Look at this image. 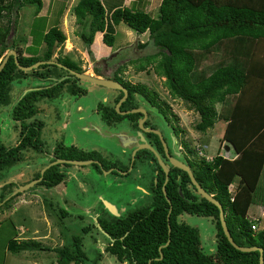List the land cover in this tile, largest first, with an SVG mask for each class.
Wrapping results in <instances>:
<instances>
[{
	"label": "trees",
	"instance_id": "trees-1",
	"mask_svg": "<svg viewBox=\"0 0 264 264\" xmlns=\"http://www.w3.org/2000/svg\"><path fill=\"white\" fill-rule=\"evenodd\" d=\"M42 3V0H0V59L8 48H15L19 62L29 65L38 59H51L54 48L64 42V31L57 25H51L42 35L45 44L42 52L23 54L18 39L11 32L16 17L11 19L10 15L14 8L18 12L26 4H35L34 13L37 14ZM104 3H109V9ZM73 13L77 22L88 24L89 32H80L87 45L91 44L97 30L102 31V40L112 45L115 40L114 26L119 22H124L139 33L148 30L147 40L139 45L150 43L154 51L143 55L144 61L136 63V68L152 66L156 74L165 76L169 92L188 101L190 107L199 113V119L194 124L196 129L204 131L218 118L227 120L222 139L232 144L238 155L229 158L217 153L211 158L197 156L195 160L186 155V162L198 182L221 202L233 239L240 245L261 246L264 261V227L253 229V221L248 216L249 206L256 196L259 203L264 204V185L260 187V195H255L264 166V55L249 57L246 61L235 59L240 54H252L246 48L247 43L251 45L253 41H258L264 45V0H250L249 4L245 0H160L156 16L147 10L125 5L123 0H77L73 5ZM19 40L26 43L22 38ZM227 42H233L235 48L231 53L229 50L226 52L242 66L220 60L207 73L197 65L198 57L205 58L211 50ZM27 49L31 50L30 47ZM61 62L81 70L68 56L61 59ZM52 65L56 63H41L37 66L41 71L36 67L31 71L42 76L50 73L47 71H50ZM121 68V65L117 67L118 70ZM20 73L25 71L17 66L10 54L0 70V103L6 102L10 82ZM110 77L121 81L128 89L126 101L132 97L133 92H137L165 114L156 93L144 83H133L122 78L117 71ZM67 81L74 82L70 77H62L49 85L26 90L18 98L12 108V116L20 122L19 137L10 146L0 141V169L21 158L23 147L32 146L36 150H43L41 119H27L38 111L35 101L39 96L55 95ZM254 83L259 88L252 87ZM231 95H237L234 104L229 99ZM126 101L122 102L120 108ZM217 101L225 102L226 109L217 111L214 106ZM108 110L107 107L101 110V116L108 122L125 116L134 121L140 116L139 112L121 114L114 108L110 112ZM178 130L181 132V129ZM149 134L154 137L156 149L163 153L159 136L154 132ZM183 143L186 144V141L183 140ZM59 145L54 148L57 157L97 158L101 165L98 162L91 163L99 170L117 166L115 162L106 160L97 149L70 146L60 151ZM144 152L151 153L154 167L157 168L156 180H152L150 185L151 200L123 215L107 211L111 218L97 217L101 228L110 237L105 247L108 252L118 260L126 259L133 264H259L258 249L240 250L228 240L220 225L218 206L197 192L186 170L170 165L168 178L164 182L165 173L150 150L141 148L134 156H141ZM60 164L58 162L45 168L37 183L46 186L59 183L64 176ZM127 167L128 163L124 169ZM111 171L115 172L116 169ZM39 175L40 171L34 178ZM236 175L240 178L232 192L229 183ZM4 198L3 192L0 200ZM60 211L66 213L65 208H60ZM182 212L206 215L215 220L214 252L203 250L196 226L178 220ZM87 229L85 226L82 231ZM17 233L11 218L1 221L0 264L4 263L5 249L17 253L29 247L50 248L35 238L18 239ZM82 236L81 233L71 234L61 246L53 247L57 253L55 264H69L71 261L79 264L87 260L81 248Z\"/></svg>",
	"mask_w": 264,
	"mask_h": 264
},
{
	"label": "rangeland",
	"instance_id": "rangeland-1",
	"mask_svg": "<svg viewBox=\"0 0 264 264\" xmlns=\"http://www.w3.org/2000/svg\"><path fill=\"white\" fill-rule=\"evenodd\" d=\"M42 1L43 11L47 0ZM76 1L52 0L48 13H42L45 15L34 13L35 4H26L19 8L18 12L14 8L10 16L11 19L16 17V22L15 26L13 22L11 23L14 26L11 32L15 39H18L23 54L41 53L45 46L42 37L44 30L56 24L64 31L66 38L62 44L54 48L51 59L61 62V59L68 56L79 64L80 71L90 73L88 70H94L95 73L91 74H101L100 76L103 77H110L114 71H117L122 78L133 83H144L156 93V98L165 109V114L137 92L126 101L125 106L138 104L145 108L148 112L147 119L160 130L173 156L187 161V156L192 160L197 156L210 158L216 152L231 157L237 155L232 145L227 146L225 144L227 141L222 139L225 123L223 119L218 118L215 124L204 131L196 129L194 124L199 119V113L190 107L188 101L169 92L165 76L156 74L152 66H145L144 69L136 68V63L144 61L143 55L154 51L150 43L139 45L147 40L148 30L139 33L124 22H119L114 26L115 40L110 48L107 47L105 50V46L108 45L98 38L95 40V46L99 47V50L95 48L91 50L90 45H87L80 36L82 31L88 33L89 27L84 22L76 21L73 13V5ZM245 1L250 3V0ZM159 2L160 0H126L125 5L147 10L156 16ZM104 5L109 9V3ZM19 38L28 40L31 50L28 51V44ZM233 48H235L233 42L221 44L216 50H211L206 58L198 57L197 65L208 67L210 70L220 60L233 61L231 55L226 52L229 50L231 53ZM257 49H260L259 53L264 55V45L261 42ZM100 50L104 51L100 52ZM119 65L122 66L120 70L117 69ZM37 70L42 69L37 68ZM24 71L25 73L17 74L11 80L7 100L0 103V141L6 146L13 145L18 140L20 122L13 118L12 108L26 90L49 85L62 77H70L74 82L67 81L59 87L55 95H41L35 101L38 111L27 121L41 119L40 137L43 141V150H36L32 146L23 147L21 158L11 161L0 169V198L3 192L5 194V198L0 200V223L4 219L11 218L17 228L18 239L35 238L50 248L29 247L17 253L5 249L3 264H55L57 253L53 247L61 246L74 233L83 235L81 248L87 255V260L79 264H133L126 259L118 260L106 250L110 237L101 229L97 221L98 215L111 218L105 210L103 198L116 206L117 213H113L114 215H123L128 210L147 204L151 200L150 185L153 178L155 181L154 165L143 158L145 152L141 156H135L131 161L133 150L142 148L139 147L142 140L137 130L140 128L132 127L126 118L108 124L100 116L101 110L105 107L109 112L112 111L110 109L112 107L118 112L114 101L122 91L85 78H77L57 63L55 66H50V71H47L50 72L49 74L42 76L32 73L31 69ZM252 87L259 88L255 83ZM221 103V101L214 103L217 111L221 110ZM178 129H181V132ZM171 133L178 138L175 144L183 145L181 152L175 150ZM58 145L60 151L70 146L97 149L106 160L115 162L117 169L112 172L109 171L110 168L99 170L92 163L61 162L59 168L64 172L62 179L64 187L61 184L46 186L37 181L13 193L20 185L33 179L34 175L51 161V158L56 157L54 148ZM162 156L165 161L166 157L163 154ZM129 158L130 162L126 170L124 168ZM125 171L129 173L126 174ZM263 185L264 166L255 195H260L259 190ZM259 202L256 196L248 209V214L249 218L256 217L259 226H264V215L258 209L263 204ZM60 208H66L67 212L61 213ZM178 220L198 228L200 243L205 252L215 251V220L210 216L188 212H182ZM85 226L88 229L84 232L82 228ZM69 264L76 263L71 261Z\"/></svg>",
	"mask_w": 264,
	"mask_h": 264
},
{
	"label": "water",
	"instance_id": "water-1",
	"mask_svg": "<svg viewBox=\"0 0 264 264\" xmlns=\"http://www.w3.org/2000/svg\"><path fill=\"white\" fill-rule=\"evenodd\" d=\"M12 54L13 57H14V60L17 64V66L20 68V69H23V70H29V69H32L36 66H38L39 64L41 63H57L58 65H61L63 66L65 69H67L69 71V73L77 76V77H81V78H85V79H88L90 81H93V82H96V83H99V84H103V85H106L108 87H114V88H119V89H122L123 91V95L120 97V99L117 101L116 103V109H118V111L120 113H127V112H130V111H135V110H139V111H142L143 112V116L142 118L139 120V123L141 125V127L145 130H151V131H154L160 138L161 142H162V145L164 147V150L166 152V155L170 161V163L172 165H175V166H178L184 170L187 171L189 177H190V180L191 182L193 183V185L195 186L196 190L198 193H200L202 196H204L206 199L210 200L211 202H213L214 204H216L219 208V221H220V225L225 233V235L227 236L228 240L232 243V245H234L236 248L240 249V250H244V251H248V250H253V249H258L259 250V264H264V261H263V254H262V247L261 246H257V245H240L238 244L232 237L230 231H229V228L227 226V223H226V220H225V216H224V209L222 207V204L221 202L215 198L211 193H209L199 182L198 180L196 179L190 165L187 163V162H184L172 155H170L167 151V143L165 141V138L164 136L162 135V133L160 132L159 129L157 128H146L143 126L142 124V121L146 118V110L145 108L143 107H136L134 109H126V110H120L119 109V105L121 103V101L123 99H125V97L127 96L128 94V90L127 88L122 84L121 81L119 80H115L111 77H103V76H100V75H96V74H91V73H87V72H84V71H80V70H77L75 68H71L69 66H67L66 64H63L61 62H58V61H55L53 59H38L36 60L35 62L29 64V65H23L19 62L18 60V57H17V51L15 48H8L3 57L0 59V70L3 68L5 62L7 61L9 55ZM141 135V140H142V143H140V146L139 147H148L149 149H151L155 155L157 156V159L160 163V165L162 166V168L166 171V177H165V181L166 179L168 178L167 176V171H168V167L166 166L164 160L162 159V157L160 156V154L157 152V150L148 142L144 141V136L140 133ZM135 149L133 150V153H134ZM94 159L92 158H89V159H78V158H64V157H55L53 160H51L47 165H45L41 170H40V175L38 177H35L33 179H31L30 181H28L27 183L25 184H22L20 185V187H18L16 190H14L13 193H16L19 189H25L27 188L28 186L32 185L33 183L37 182L39 179L42 178V174H43V171L45 170V168H47L49 165L51 164H55V163H58V162H72V163H78V164H84V163H90L92 162ZM96 161V160H95ZM97 162V161H96ZM99 165H101L100 162H98ZM111 170V168L109 169V171ZM106 171V170H105ZM124 172V171H123ZM12 193V194H13ZM103 201H104V204L107 206V208L109 210L112 211V213H117L116 210H115V206L113 203H111L110 201L106 200L103 198ZM170 228V227H168ZM102 229V228H101ZM103 230V229H102ZM106 234H108L105 230H103ZM109 235V234H108Z\"/></svg>",
	"mask_w": 264,
	"mask_h": 264
},
{
	"label": "flooded vegetation",
	"instance_id": "flooded-vegetation-1",
	"mask_svg": "<svg viewBox=\"0 0 264 264\" xmlns=\"http://www.w3.org/2000/svg\"><path fill=\"white\" fill-rule=\"evenodd\" d=\"M119 89V88H118ZM121 91H122V89H120ZM128 90V89H127ZM134 93L135 92H133L132 93V97H133V95H134ZM123 95V91L121 92V94H119L118 95V97L115 99V101L114 102H116L117 103V101L120 99V97ZM127 96H128V94H127ZM127 96L125 97V99H123L122 101H121V103H120V105H119V109L120 110H126V109H134V108H136V107H141V106H138V104H134V105H129V106H125V103L123 104V107L122 108H120V106L122 105V102L123 101H126V99H127ZM131 97V98H132ZM130 98V99H131ZM129 100V99H128ZM127 100V101H128ZM116 103H115V106H116ZM112 108H114V107H112ZM111 109V108H110ZM119 112V111H118ZM130 112H139L140 113V116H139V118H137L136 120H132V119H130L128 116H125V117H123V118H121L120 120H113V121H111V122H108V121H106L108 124H112V123H115V122H118V121H121L122 119H127L128 121H130V124L132 125V127H138V128H140V129H137L138 130V132H139V134L141 133L143 136H144V141H146V142H148V143H150L155 149H156V146H155V144H154V137L151 135V134H149V132H154V131H151V130H145V129H143L142 127H141V125H140V123H139V120L142 118V116H143V112L142 111H139V110H135V111H130ZM130 112H127V113H130ZM120 113V112H119ZM121 114H126V113H121ZM147 114H148V112H146V118L142 121V124H143V126L144 127H146V128H156L155 127V125H153V124H151V122L147 119ZM101 116V115H100ZM102 117V116H101ZM155 133V132H154ZM171 136H172V138L174 137V134L173 133H171ZM176 136V135H175ZM176 139H178V138H175L174 137V140H172L173 141V145L176 143ZM166 141V140H165ZM174 141H175V143H174ZM162 143V142H161ZM167 143V142H166ZM182 144H179L178 145V147H179V149L177 150L178 152L180 151L181 152V148H182ZM162 147H163V145H162ZM142 148H146V149H148V150H150L154 155H155V153L151 150V149H149L148 147H142ZM157 150V149H156ZM163 150H164V147H163ZM175 150H176V148H175ZM136 149H135V151H134V154H133V156H132V160L131 161H133V158L135 157L134 155H135V153H136ZM167 151H168V153L170 154V155H172L173 156V154H172V152H171V150H169V147H168V144H167ZM157 152L160 154V156L161 157H163L162 156V154L164 155V157H166V160L164 161L165 162V164H166V166L168 167V170H169V166L170 165H172L170 162H167V161H169V159H168V157H167V155H166V152H165V150H164V152L162 153V152H160V151H158L157 150ZM102 154V153H101ZM103 155V154H102ZM156 156V155H155ZM105 157V156H104ZM175 157V156H174ZM143 158H145V159H147L149 162H151L153 165H154V163H155V161L152 159V155H151V153H148V152H145V154L143 155ZM86 159H89V158H86ZM92 159H94L92 162H100L97 158H93L92 157ZM156 159H157V156H156ZM163 159V158H162ZM96 160V161H95ZM157 161H158V159H157ZM129 162H130V158H129V160H128V164H129ZM184 162H186V161H184ZM91 163V162H90ZM101 163V162H100ZM158 163H159V161H158ZM161 166V165H160ZM175 166V165H174ZM133 167V166H132ZM109 168H112L111 170H115V169H117V166H110ZM161 168H162V166H161ZM108 169V168H107ZM128 169V168H127ZM126 169V170H127ZM110 170V171H111ZM154 170H155V180H156V173H157V168H155L154 167ZM162 170L164 171V173H165V177H166V171L162 168ZM126 172V171H125ZM167 173H168V171H167ZM167 176H168V174H167ZM153 180H154V178H153ZM167 180V179H166ZM62 181V180H61ZM164 182H165V179H164ZM151 190V189H150ZM179 192L180 193H182V191H181V189L179 188ZM116 207V206H115ZM66 209V208H65ZM105 210L106 211H110L111 213H112V211L111 210H109L108 208H107V206L105 207ZM66 212H67V210H66ZM113 214V213H112ZM99 216V215H98ZM97 216V217H98ZM98 221V220H97ZM100 225V224H99ZM101 227V226H100ZM104 230V229H103Z\"/></svg>",
	"mask_w": 264,
	"mask_h": 264
},
{
	"label": "crops",
	"instance_id": "crops-1",
	"mask_svg": "<svg viewBox=\"0 0 264 264\" xmlns=\"http://www.w3.org/2000/svg\"><path fill=\"white\" fill-rule=\"evenodd\" d=\"M126 3V0H124V2H123V4H125ZM49 6H52V0H47V2L45 3V9L42 11L41 9L38 11V14H42V13H48L47 11H48V9H49ZM42 11V12H41ZM41 12V13H40ZM42 15H45V14H42ZM53 25H56V24H53ZM46 30H44V32H45ZM94 38H93V40H92V42H91V44H90V49L91 50H94V48L97 50H99V47H96L95 46V40L96 39H98L99 38V40L100 39H102V31H97V33H96V35L95 36H93ZM28 41V40H27ZM26 41V43L28 44L27 45V47H30L31 46V44L30 43H28ZM101 41V40H100ZM102 42V41H101ZM98 45H99V43H97ZM258 44H259V42L258 41H256V43L253 41L252 43H251V45L250 44H246V47H248V48H250V50L249 51H251L252 52V54H250V55H238L235 59L237 60V59H240V60H242V59H244L245 61H246V59H250L251 57H259L261 54L259 53V51L258 50H260V49H257V46H258ZM106 45H108V44H106ZM105 46V45H104ZM59 47V46H58ZM107 47H109L110 48V45H108V46H105V50H107ZM60 48V47H59ZM104 51V50H103ZM103 51H101L100 50V52H103ZM98 52V51H97ZM264 52V51H263ZM30 54V53H29ZM208 54H210V53H207V56H208ZM207 56H205V58L207 57ZM250 57V58H249ZM231 60H233V61H228V62H231V63H235V64H237V65H239V66H242V64H240L239 63V61H235L233 58V56H231ZM72 61H74V62H76L75 60H73V59H71ZM79 65V64H78ZM200 68H202V69H204V70H206L205 72H209L210 70H208V67H200ZM213 68V67H212ZM87 70V69H86ZM90 71V73H95V71L94 70H88V72ZM61 75H62V73L61 74H59L58 76L59 77H61ZM96 75H101V74H96ZM235 96H237V95H235ZM235 96H230L229 97V99L231 100V102H233V104H234V100L236 99V97ZM226 107V103L225 102H223V103H221V110L219 111V112H221L222 111V109H226L225 108ZM222 119V118H221ZM224 120V119H223ZM224 128H225V126H226V124H227V120H224ZM215 124V123H214ZM224 128H223V131H224ZM222 135H223V133H222ZM173 140H174V137L172 138ZM124 143H125V141H124ZM174 143H175V141H174ZM225 144H227V146H229L230 147V143L229 142H226ZM232 145V144H231ZM174 147L176 148V150H178L179 149V147H178V145H176V144H174ZM233 147V146H232ZM235 151V150H234ZM236 152V151H235ZM217 153H219V152H216L215 154H217ZM237 153V155H238V152H236ZM215 154H213V155H215ZM221 154V153H220ZM212 155V156H213ZM222 155H224L225 157H229V158H235L237 155H235V156H233V157H231V156H228V155H226V154H222ZM211 156V157H212ZM210 157V158H211ZM238 176V177H237ZM238 180H239V175H236L234 178H233V180L229 183V188L232 190V192H234V189H235V186H236V184L238 183ZM59 184H61V186H63L64 187V185L62 184V181H60L59 183H57V184H55V186H57V185H59ZM251 205V204H250ZM249 208H250V206H249ZM258 209H260L259 211H260V213L261 214H263L264 215V204L263 205H261ZM249 211V210H248ZM248 216H249V214H248Z\"/></svg>",
	"mask_w": 264,
	"mask_h": 264
},
{
	"label": "built area",
	"instance_id": "built-area-1",
	"mask_svg": "<svg viewBox=\"0 0 264 264\" xmlns=\"http://www.w3.org/2000/svg\"><path fill=\"white\" fill-rule=\"evenodd\" d=\"M252 224H251V227L253 228V229H258L260 226H259V224L256 222V217H254V216H252ZM262 227H264V226H262Z\"/></svg>",
	"mask_w": 264,
	"mask_h": 264
}]
</instances>
